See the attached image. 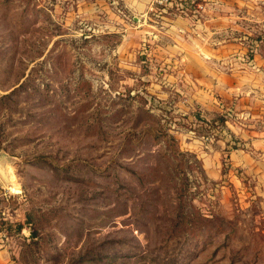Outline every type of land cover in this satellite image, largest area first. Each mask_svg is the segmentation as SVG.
Instances as JSON below:
<instances>
[{
  "label": "rangeland",
  "instance_id": "1",
  "mask_svg": "<svg viewBox=\"0 0 264 264\" xmlns=\"http://www.w3.org/2000/svg\"><path fill=\"white\" fill-rule=\"evenodd\" d=\"M79 1L0 0V264H264V97L240 95L264 86V0H203L220 51L179 59ZM177 217L188 240L166 247Z\"/></svg>",
  "mask_w": 264,
  "mask_h": 264
},
{
  "label": "crops",
  "instance_id": "2",
  "mask_svg": "<svg viewBox=\"0 0 264 264\" xmlns=\"http://www.w3.org/2000/svg\"><path fill=\"white\" fill-rule=\"evenodd\" d=\"M79 11L93 17L92 26L104 28L106 33L126 32L132 36L133 43H150L161 58H204V45L213 44V51H220L221 21L219 2L210 4L203 0H171L166 4H155L152 0H80ZM244 6V8H243ZM229 15L231 21L232 44H242L254 29L251 23L250 5L236 4ZM263 26L262 22L259 24ZM216 44V45H215ZM167 51L174 54H165ZM189 51L193 53H189ZM243 55L235 50L230 56ZM172 55V56H170ZM209 56V55H208ZM254 56V55H253ZM215 57V53L211 55ZM241 86L228 88L237 93ZM240 95L247 97L261 90L264 97V86L243 87ZM253 92V93H252ZM246 98L244 118L255 119L253 111L256 103ZM243 101V102H244ZM264 101L262 100V103ZM264 109V105L261 106Z\"/></svg>",
  "mask_w": 264,
  "mask_h": 264
},
{
  "label": "trees",
  "instance_id": "3",
  "mask_svg": "<svg viewBox=\"0 0 264 264\" xmlns=\"http://www.w3.org/2000/svg\"><path fill=\"white\" fill-rule=\"evenodd\" d=\"M219 121H221L222 123L225 122V119H223L222 117H219L218 118ZM231 148H234V146H230ZM229 149H227L228 151ZM230 151V150H229ZM228 151V152H229ZM178 219H167L168 221L172 222L170 223V225L168 226V231L170 232L169 236L166 237L165 239H163V245L168 247L169 245H180V247L184 246V244H186L187 240H188V237L185 236V234H183L184 232L182 230H178L176 228H178L181 223H184L181 218L177 217ZM202 220H205V222H208V223H204L203 222V226L204 227H207L208 224H211L213 222L212 219L210 218H205L204 216L202 218H200L198 221H202ZM163 221V220H161ZM193 222H191V224L189 225H192ZM200 225V224H199ZM144 227H147L148 224H143ZM209 227V226H208ZM215 230V229H213ZM177 232V233H176ZM211 234H215V232L213 233V231L210 232ZM210 241V239H209ZM208 238L207 237H204L203 239V249L202 250H206V248L208 247ZM174 259H171V260H168V259H165L164 261L165 262H169L168 264H182V258H178L176 261L170 263L171 261H173ZM191 264H193L191 262Z\"/></svg>",
  "mask_w": 264,
  "mask_h": 264
},
{
  "label": "built area",
  "instance_id": "4",
  "mask_svg": "<svg viewBox=\"0 0 264 264\" xmlns=\"http://www.w3.org/2000/svg\"><path fill=\"white\" fill-rule=\"evenodd\" d=\"M170 1L171 0H152L153 3L160 4V5L166 4V3L170 2Z\"/></svg>",
  "mask_w": 264,
  "mask_h": 264
}]
</instances>
